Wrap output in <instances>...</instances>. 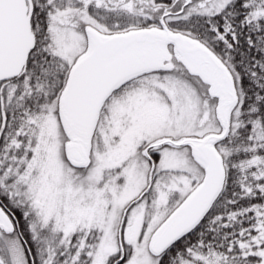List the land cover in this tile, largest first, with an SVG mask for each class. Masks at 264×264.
Returning <instances> with one entry per match:
<instances>
[{"label": "snow or ice", "instance_id": "obj_1", "mask_svg": "<svg viewBox=\"0 0 264 264\" xmlns=\"http://www.w3.org/2000/svg\"><path fill=\"white\" fill-rule=\"evenodd\" d=\"M0 264H264V0H0Z\"/></svg>", "mask_w": 264, "mask_h": 264}]
</instances>
